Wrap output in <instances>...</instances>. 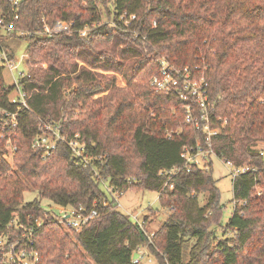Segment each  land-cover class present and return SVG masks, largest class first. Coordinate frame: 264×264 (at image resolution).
Masks as SVG:
<instances>
[{
	"label": "trees",
	"instance_id": "trees-1",
	"mask_svg": "<svg viewBox=\"0 0 264 264\" xmlns=\"http://www.w3.org/2000/svg\"><path fill=\"white\" fill-rule=\"evenodd\" d=\"M111 1L118 23L136 17L128 33L103 23L99 4L107 7L106 0H0V20L15 24L12 33H0V47L21 34L30 75L22 82L29 108L17 113L16 128L0 125V237L28 235L39 264H134L144 246L158 264H264V0ZM57 21L71 23L73 35H39ZM162 58L209 83L210 122L220 128L214 155L254 169L234 179L227 224L212 159L208 168L167 174L184 167L185 148L206 144L186 122L179 97L152 86ZM98 70L123 75L127 86ZM3 72L0 66V108L16 113ZM102 93L108 95L94 98ZM43 123L60 127L68 140L78 135L92 167L64 142L50 155L33 148ZM9 141L13 166L5 159ZM100 179L121 196L159 194L168 217L151 239L147 221L143 231L121 213ZM30 191L99 215L79 232L67 231L39 199L24 202ZM0 264H8L1 247Z\"/></svg>",
	"mask_w": 264,
	"mask_h": 264
},
{
	"label": "built area",
	"instance_id": "built-area-1",
	"mask_svg": "<svg viewBox=\"0 0 264 264\" xmlns=\"http://www.w3.org/2000/svg\"><path fill=\"white\" fill-rule=\"evenodd\" d=\"M17 4V1L14 2ZM135 16H132L128 21L130 23L135 20ZM124 19V17L122 18ZM127 20V19H124ZM14 22L6 23L4 20H0V33L10 34L14 31ZM45 36H54L58 34H73V25L66 21H57L53 26L45 25L43 32ZM84 31L81 32L83 34ZM80 34V35H81ZM160 69L158 75L154 76L151 80V84L159 91L174 94L183 102L185 110L187 112L186 122L195 126L196 130L202 131L205 137V144L197 143L193 147H187L181 154L184 159L185 164L183 168H174L168 171L167 174L170 177H174L181 171L191 172L193 167H198L201 169L208 168V164L214 152L212 150V138L219 134L220 128H212L210 122L209 112L212 108V102L209 95V83L205 81L204 78H198L193 75L189 69H182L173 66L167 59L162 58L159 61ZM0 66L5 70L8 69L14 79V84L11 86L13 88L12 93L9 96V102L17 106V112L12 113L6 109L0 108V125L9 126L13 128L18 126L17 113L22 109H28L27 100L30 95L23 90L22 82L30 78L28 74L27 67L25 72L19 71L17 68V60L14 55H12L6 48L0 47ZM18 72L19 77L15 75ZM199 109L197 115L194 114V107ZM39 134L37 135L33 148L42 149L45 155H50L52 150H55L59 142H64L70 148L74 158L81 160L86 167H92L90 161L88 160L87 149L79 141V136L77 135L75 139L68 140L61 134L60 127H56L53 124H40ZM7 154L12 157L16 151L11 141L7 143ZM6 154V156H7ZM264 156V152L261 153ZM5 156V157H6ZM99 160H103L101 157ZM232 169L233 179H236L240 175L247 174L248 172L254 170L248 166L236 167L233 163H226ZM95 175L98 177L99 172L94 169ZM100 183L104 191L110 197L114 204L117 206L119 204V199L122 197L119 193L115 192L108 183L100 179ZM173 189V186H171ZM57 217V221L68 230H75L79 232L83 229L89 222L98 217L99 212L96 208L91 211H85L82 207L76 208H63ZM132 222L137 225L141 230L145 231V222L140 220L135 214L128 215ZM151 239L153 235H148ZM29 238L28 235H23V238L15 243L8 240L3 243L0 240V245L7 248V258L8 264H39L40 255L38 251L33 247L32 244L26 243L24 238ZM1 247V246H0ZM1 247V249H2ZM134 264H151L152 258L147 246L139 247L133 254Z\"/></svg>",
	"mask_w": 264,
	"mask_h": 264
},
{
	"label": "rangeland",
	"instance_id": "rangeland-1",
	"mask_svg": "<svg viewBox=\"0 0 264 264\" xmlns=\"http://www.w3.org/2000/svg\"><path fill=\"white\" fill-rule=\"evenodd\" d=\"M108 1L107 7L104 5L99 4V8L103 13V23L111 24L113 27L118 26L119 29H121L122 32L128 33V28L130 26V21L124 20L122 18H119L118 23L116 21L115 16V9L113 6V2L111 0ZM108 9L112 11V16L109 18L108 16ZM117 28V27H116ZM90 29H86L83 34H81V37L86 38L90 34ZM74 33V32H73ZM39 35L45 36L44 33H39ZM73 35V34H72ZM21 36V37H20ZM137 36V35H136ZM23 36L21 34L13 35L12 37L4 38V45L5 47L13 53L17 60V68L19 71H26V61L28 58V42L22 38ZM49 37V36H47ZM80 65H83V62L78 61ZM97 72L102 73L105 76L109 77H115L116 79V85L119 88H125L127 86V82L123 75L115 73V72H106L102 70H98ZM4 80L6 86H13L14 79L11 75V72L8 69H5L4 72ZM15 75L19 77L18 72H15ZM108 93H102L96 95L94 98H102L107 96ZM260 148L264 150V144H260ZM6 156V155H5ZM7 162L13 166L14 163V156L12 157L10 154H7L5 157ZM212 162H213V170H214V177L218 181V187L221 191L222 197H221V203L225 207L224 213H223V224H227L229 219L231 218L232 212L234 210L235 204L233 203V176L232 171L233 169L217 158L216 156H212ZM36 199H39L41 201L42 206L48 210L49 212L53 213L55 217H58L59 213L61 212V207L54 205L49 200L41 199L37 192L30 191L26 192L24 195V202L25 203H31L35 201ZM201 203L204 205L205 199L201 197ZM119 206L118 210L125 214H135L139 217L140 220H146L147 221V233L148 235H153L161 226L162 224L167 220L168 213L163 210L160 201H159V194L155 192H148V191H129L128 193L122 195V197L119 199ZM65 230L69 231L65 227H63ZM216 232L218 233L219 237L222 236V232L219 229H216ZM0 240L3 241L4 244L8 240H11L12 243H15L19 240V236L16 234V232H9L8 235H3L0 237ZM2 247V245H0ZM3 258L5 262L7 263V248L2 247L1 249ZM189 251L190 248L185 249V256L186 259L189 257ZM150 253V252H149ZM150 257L152 258L151 264H158L157 260H155L154 256L150 254Z\"/></svg>",
	"mask_w": 264,
	"mask_h": 264
},
{
	"label": "crops",
	"instance_id": "crops-1",
	"mask_svg": "<svg viewBox=\"0 0 264 264\" xmlns=\"http://www.w3.org/2000/svg\"><path fill=\"white\" fill-rule=\"evenodd\" d=\"M61 211H62V209H61Z\"/></svg>",
	"mask_w": 264,
	"mask_h": 264
}]
</instances>
